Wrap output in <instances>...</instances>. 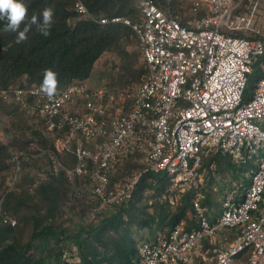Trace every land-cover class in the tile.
Segmentation results:
<instances>
[{
  "label": "built area",
  "instance_id": "2783aa9c",
  "mask_svg": "<svg viewBox=\"0 0 264 264\" xmlns=\"http://www.w3.org/2000/svg\"><path fill=\"white\" fill-rule=\"evenodd\" d=\"M242 2L192 0V16L183 19L156 0H135L140 18L133 21L95 17L78 0V18L132 28L147 67L144 78L115 91L74 81L51 98L36 84L0 88L1 100L43 118L48 132L69 127L55 138L53 149L33 154L51 158L50 168L36 171L40 181L62 169L70 180L88 176L87 198L95 210L126 206L146 173L168 177L173 203L195 192L198 227L186 230L181 223L141 240L135 264H196V257L204 264H264V41L243 35L253 31L255 14L247 5L240 11ZM257 68L263 74L253 96L245 99ZM217 151L253 167L248 184L224 190L221 212L210 219L201 203L205 176L200 166L205 154ZM65 152L75 156L73 167L62 164L58 154ZM26 155L25 150L12 152L14 175L7 190L19 180ZM128 160L140 167L112 183ZM1 216L16 225L13 216ZM222 228L235 229L236 235L208 257L201 242ZM70 254L64 250L62 260Z\"/></svg>",
  "mask_w": 264,
  "mask_h": 264
},
{
  "label": "trees",
  "instance_id": "16d2710c",
  "mask_svg": "<svg viewBox=\"0 0 264 264\" xmlns=\"http://www.w3.org/2000/svg\"><path fill=\"white\" fill-rule=\"evenodd\" d=\"M77 1L23 0L28 9L27 19L30 20L35 15L42 22V12L46 7L54 10V16L49 35L41 34L36 25H32L26 33L27 39L20 43L16 42L18 32H5L7 21L0 19L1 89L18 82L23 86L36 84L41 87L44 71L50 69L57 74V91H60L74 81L89 78L95 63L110 51H118L124 56L123 68L134 69L138 58L126 49L127 44L138 42L132 28L121 23L101 25L91 18H78L75 10ZM81 1L95 17L123 16L133 21L140 18L133 0ZM156 2L161 8L169 6L175 13L185 0ZM247 3L248 0H243L239 10L243 11ZM187 16L192 14L182 18ZM23 29L24 24H21L20 30ZM259 70L262 72L261 68H257L248 81L245 99L253 96L256 84L263 74L262 72L260 75ZM136 71L135 76L131 77L135 78L133 80H138L147 73L146 64L143 63ZM25 77L27 81H23ZM0 112L9 118L10 131H7L13 134L6 140L4 134L1 135L0 128V191L5 185L3 179L14 170V164L10 162L12 152L25 150L27 154L22 158L23 173L20 180L11 190L4 188L0 192V264H135L139 244L133 236L135 228H147L149 232L156 233L172 229L181 223L186 230L198 227L193 206L195 192L189 190L171 203L168 177L153 173L143 175L126 206L120 205L109 214L97 211L94 218L86 217L85 213L96 207L87 198L88 187L82 186L83 183H89L88 176H76L70 180L63 169L59 174L50 175L43 181L36 176V171L40 168H50L51 158L47 154L37 157L33 154L38 153L39 148L53 149L55 138L63 136L69 127L57 129L52 134L46 130L43 118L28 113L15 102L3 101L1 98ZM58 156L67 168L76 163L75 156L71 153L65 152ZM211 165L216 170L208 172L207 187L204 185L202 188L204 198L201 203L210 207L207 215L213 213L219 201L215 197L212 174L227 173L230 182L236 181L237 185L248 184L250 180L245 172L253 167L252 163L239 165L219 151L203 156L200 171L203 172ZM237 165L241 167L240 170L236 169ZM137 167L140 166L133 160L126 161L123 169L112 176L111 182L122 179ZM35 182L37 185L33 188ZM145 191H149L148 195H145ZM76 205L81 210H77ZM219 206L221 209V202ZM68 207L78 211L81 219L86 218L81 229L73 235H70L63 224L56 223ZM188 212L192 214L190 218ZM1 214L16 218V225L4 222ZM70 240L73 244L76 243V252L69 248L72 244H69ZM65 249L71 254L68 259L62 260ZM200 262L199 264H204L203 261Z\"/></svg>",
  "mask_w": 264,
  "mask_h": 264
},
{
  "label": "rangeland",
  "instance_id": "374dc122",
  "mask_svg": "<svg viewBox=\"0 0 264 264\" xmlns=\"http://www.w3.org/2000/svg\"><path fill=\"white\" fill-rule=\"evenodd\" d=\"M134 1L135 0H133V2ZM191 3H192V0H185V2L183 4H181V6L179 8H177V12H175L176 14L173 12L172 13L174 15H178L179 17H183V16L188 15L190 13ZM247 6L249 8L247 10L248 12L249 11L254 12L255 21H254V25H253L254 26L253 31L251 33L248 32L247 34H243V35H246L249 37L252 36L255 38H261L264 41V0H248ZM164 9L166 11L169 10V6L165 7ZM126 49L128 50L129 53L135 54L138 58V63H137V65L134 66V69L133 68L132 69L131 68H123L122 63L125 59L124 56H122V54H120L118 51H110V52H106L95 63V66H94V69L92 71L91 76L89 78H86L84 81L86 83L91 84V85H106L110 90H114V91L117 89H121L128 84L139 83L144 78L145 75H142L140 77V79H138V80H133L135 78H131L132 76H135V71L138 70L141 67V65H143V63H145L144 59L142 57V54H141L139 42L136 41V42L132 43L131 45L127 44ZM258 72L261 75V73H262L261 70H259ZM136 76H138L137 71H136ZM23 81H27V78L25 77L23 79ZM18 84H20V82H18ZM9 125H10L9 124V118L0 112V128L2 129L1 135L4 134L3 136L5 137L6 140H8V137L10 135H13L11 132L7 131V130L10 131ZM261 126L264 128V124H261ZM3 129H5L6 131ZM261 153L264 155V152H261ZM133 162L136 163L134 160H133ZM137 168H135V169H137ZM240 168L241 167L239 165H237L236 169L240 170ZM215 170L216 169H215L214 165H211L209 168L204 169L203 173L205 176V183H204L205 187H207V184H208V181H207L209 178L208 172L215 171ZM22 173H23V170L20 173L19 180L22 176ZM130 173L125 174L123 176V178L120 180H124L125 178H127V176ZM13 175H14V170L10 175H8L5 179H3L5 185L2 187L0 192H2L4 190V188L7 189V187L9 186V184L11 182V178L13 177ZM212 176L214 178L213 179V184H215L214 188H216L214 190L216 193L215 197L219 200V203H220V200L223 197V192H224L225 188H228L227 184H229V181H230L229 174H227V173L226 174L214 173V174H212ZM87 184H88V182L85 184L83 183L82 186L87 185ZM218 185L223 186V187H218ZM83 187H85V186H83ZM177 198L178 197H176L175 199H177ZM175 201H177V200H175ZM149 204H151V201H149ZM79 207H77V205L75 206V208H77V210H81V208L79 209ZM115 209H116V207H114L111 210H104V212H102V213L109 214V212H112ZM95 213L96 212H94L93 209L88 210L85 213V216L88 218H90V217L94 218L93 214L95 216L97 214V213L96 214ZM219 213H220V210L217 209L215 212V215L218 216ZM85 219H81L80 213L78 211L76 212L74 210V208L72 209L71 207H68L66 212L63 215H61L59 217V219H57L56 223L63 224L70 231V233H71L70 235H73L81 229L82 224H84V222L86 221ZM61 220H63V221L61 222ZM223 229H226V228L219 229L216 232V234H220V235L223 234V235L227 236L228 233L226 231H224ZM155 234L156 233H154V232H152V233L149 232L147 228H145L143 230H138L135 228L133 230V236L139 242H140V240H144V239H149V238L152 239L153 237H155ZM71 243H72V241L70 240L69 244H71ZM69 248H71L72 250H74V252H76V243H74V244L72 243L69 246Z\"/></svg>",
  "mask_w": 264,
  "mask_h": 264
},
{
  "label": "clouds",
  "instance_id": "9594fccd",
  "mask_svg": "<svg viewBox=\"0 0 264 264\" xmlns=\"http://www.w3.org/2000/svg\"><path fill=\"white\" fill-rule=\"evenodd\" d=\"M27 6L23 0H0V19L7 21L5 32H18L17 43L27 39L26 33L31 29L32 25H36V29L41 34L47 36L50 34V28L53 24L54 10L46 7L42 12V22L38 21L33 15L31 19H27ZM24 24V29L21 31L20 26ZM57 74L50 69L44 71L41 91L48 97L55 95L57 91Z\"/></svg>",
  "mask_w": 264,
  "mask_h": 264
},
{
  "label": "crops",
  "instance_id": "0c3cea01",
  "mask_svg": "<svg viewBox=\"0 0 264 264\" xmlns=\"http://www.w3.org/2000/svg\"><path fill=\"white\" fill-rule=\"evenodd\" d=\"M116 174V173H115ZM245 175H247V177L249 178V180H250V176H249V171L248 172H245ZM250 182V181H249ZM228 185V186H227ZM226 186L229 188V189H231V188H233V187H235V185H237L236 184V181H233V182H230L229 181V184H227ZM225 186V187H226ZM204 187V186H203ZM218 187H223V186H220V185H218ZM216 188H214V190H215ZM224 189V188H223ZM222 189V190H223ZM226 189V188H225ZM148 193H149V191H145V195H148ZM173 200V199H172ZM170 201H171V199H170ZM174 202H175V200H174ZM171 203H173V202H171ZM217 207L215 208V209H213V215L212 214H209L208 213V216H209V218L210 219H214L215 217H216V215H215V212H216V210L218 209V210H220V212H221V209H219L220 208V203H219V201H218V203H217ZM206 209H207V211H208V208H210L209 206H204ZM117 208V207H116ZM116 210V209H115ZM114 210V211H115ZM97 211H103L104 212V210H94V212H97ZM96 214V213H95ZM220 214V213H219ZM188 216H189V218L192 216V214H191V212H188ZM95 217V216H94ZM224 231H226L228 234H227V236L226 235H223V234H215L214 236H212V237H207L205 240H203V242H201V248H200V250L202 251V252H204L208 257L209 256H212L213 255V250L214 249H216V248H220V247H222V246H224V245H226L227 243H229V242H231L232 241V239L235 237V235H236V230L235 229H223ZM158 232V231H157ZM156 232V233H157ZM154 238V237H153ZM152 238V239H153ZM144 240H150V238L149 239H144ZM141 241V240H140ZM220 244V245H219ZM209 251L212 253H209ZM71 253V252H70ZM211 254V255H210ZM200 258V260L198 261L197 259H199ZM196 264H199V262L200 261H203L202 260V258L201 257H196Z\"/></svg>",
  "mask_w": 264,
  "mask_h": 264
}]
</instances>
